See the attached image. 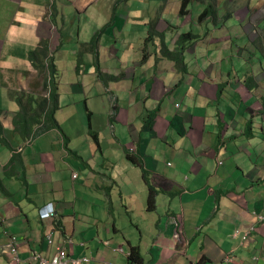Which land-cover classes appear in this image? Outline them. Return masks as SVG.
<instances>
[{
  "label": "crops",
  "instance_id": "0c3cea01",
  "mask_svg": "<svg viewBox=\"0 0 264 264\" xmlns=\"http://www.w3.org/2000/svg\"><path fill=\"white\" fill-rule=\"evenodd\" d=\"M161 1L165 8L158 9L156 4H152L155 2H148V0H139V4L135 7L127 2L132 10L138 12V16L124 5L117 8L128 12L133 19L138 17L137 20L132 21L126 14L115 10L112 18L108 15L103 16V21L107 17L105 23L99 22L98 9L95 13L91 12L94 0L87 1L89 7L84 12L76 8L68 14L59 6L56 8L54 6L55 13L53 12L54 15H52L54 23H48L45 18L47 15L46 0H12L16 6H19L16 10L18 20L9 23L0 32V140L4 141H0V146L5 150H12L8 159L4 161L1 157L5 154L0 153V171L3 170L0 176V184H3V187H0V194L7 197L4 202L0 203V248L2 245L8 246L3 231L14 235L17 239V253L21 259L18 264H40L35 258H29V250H36L38 254H44L45 259L53 261V257L55 258L57 254L56 248L65 247L63 243L68 237L73 239V243L67 246L70 249L74 246L71 252L68 250L71 253H67L68 260L75 261L80 257H86L90 260L88 264H129L126 258H129V255L126 254L125 257L121 254L123 251H131V247L139 248L142 264H264V223L259 222L254 215L255 213L264 217V185L258 189L257 186L262 182H256H264L262 179L264 178V158L262 159L260 154L261 151L264 152V145H256L250 152L249 145H254L256 140L252 138L242 144L240 132L244 130L239 128L244 127L247 120H251L253 128L260 134L259 126L264 124V105L263 108H255L252 104V110H250L246 102L252 98L253 100L260 98L264 102V86L258 87L256 82L258 77L264 84V69L255 70L257 73L253 75H247L250 71H246L244 75L249 78L239 79L232 64L234 56H228V49L223 51L218 49L221 45L219 37L211 38L210 36L208 41L203 40L206 33L209 35L219 33L216 30L211 34L208 30L203 32L202 24H198L197 28L187 26L193 19L190 15L191 10L187 12L185 18L177 19L178 5L181 0ZM152 16L166 19L153 26L156 28V33L165 32L163 35L170 49L169 44L172 42L173 34L178 37L183 31L190 30L196 35L193 36L194 40L199 36L203 40L194 41L198 47L191 49L190 45H195V43L189 45L181 62L182 65H186V69L173 73V76L168 75L172 72H147L140 64V60L144 57L145 41L149 35L147 32L149 23L151 26ZM90 18L93 20L90 21ZM220 18L223 19L217 16V19ZM110 20L113 21V25L105 32L101 40L110 37L116 44L115 41L119 40V34L114 35L115 32L112 29L116 27L117 33H121L123 27L131 22L130 27L133 30L128 31L129 42L127 44L131 49L135 65L138 64L140 68L135 70V65H132L134 69L131 70L132 75L127 77L129 80H125L126 75L121 77L123 79L121 81L126 83L127 87L119 89L116 93L128 92L125 94L129 97L119 98L116 103L112 92L107 87L102 89L101 86L104 85L99 78L96 79V76L92 84L88 85L99 87L93 95L96 98L99 93L106 94L107 99L112 96L110 103L114 102L113 110L116 108L118 111L116 112L117 120L114 119L113 123L109 116L106 119V116L99 115L100 121L93 113L89 119L92 130L102 120L105 121L104 133L101 135L98 133L100 150H95L93 146L91 149L96 159H102L100 165L93 157L92 166H76L72 159L79 161L80 158L77 152L70 149V139L61 127L65 143H68V150L64 148L63 138L58 132L61 150L22 149L21 135L30 138L34 131L32 128L36 123L29 122L27 127L24 125L19 128L10 126L16 108L8 99L7 93L13 87L21 86L41 97L43 90L40 82L36 80L29 83L25 81H19L16 84L9 81L2 83L4 74L9 70L13 71L18 62L24 64L27 61L29 50L35 48L29 47L37 40L49 41L51 51L57 50L51 58L46 57V54H49L46 50L45 56L38 59V62H51L59 70H63L62 73L59 72L61 75L60 93L62 85L69 78L79 77L82 73V65L85 64V67L89 68L83 51L75 54V50L86 43L73 44L71 38L75 32L77 31L80 35L82 30L88 29L94 35ZM51 25L56 26L54 31ZM139 33H144L145 37L137 39ZM201 33L204 34L201 35ZM212 42H214L213 45L217 44L216 48L211 49ZM117 51L118 49L116 54ZM146 52L147 66L162 67L161 63L157 65L158 59L155 58L160 52L159 39L150 41ZM70 54L74 56V59H77L79 55L81 58L78 63H72L66 67L64 63L70 62L68 57ZM191 56L201 57L202 60L193 59ZM117 60L119 59L115 58V61ZM112 61L109 65L114 64ZM256 61L253 59V62L247 66L253 68L258 66ZM173 65L178 68L179 63H173ZM162 68L165 70L164 67ZM94 72H97L95 65ZM124 72L125 70H121V73ZM23 73L29 75L27 71ZM85 75L91 74L86 73ZM164 80L165 83L161 82ZM157 82H161L158 85L160 88L161 85L163 86L161 88L163 94L165 87H169V91L164 94L162 100L157 101L160 113L153 129L142 133L143 122L146 118L144 112L147 110V114L152 108L148 109L147 106L157 104L152 101V97L147 98L145 90ZM242 82L246 83L242 84ZM174 85L176 88L173 87ZM91 92L92 90H89V94ZM228 92L230 95L233 93L237 96L235 109L237 106L236 110L240 113L237 111L234 113L229 108L231 99L227 95ZM71 93L85 94V89L80 83H76L71 85ZM135 94L136 97H134ZM60 96L62 98L61 93ZM167 96H171L172 99L166 98ZM123 100L127 101L126 104L129 107H126L124 103L123 106H118ZM173 102L181 103L174 108ZM140 104L143 109L136 113L137 121L132 123L129 119V122L126 110H134ZM258 110L263 115L261 123L254 121ZM175 111L181 114L180 122L182 123L176 128H171L173 122H169L176 117ZM106 112L111 113V107ZM242 113L245 114L244 117ZM8 115H10L9 118L6 117ZM248 115L251 117H247ZM209 125L212 126L210 131L207 129ZM108 126L112 127L111 134H106ZM130 126L137 134L128 130ZM84 129L88 135L89 129L85 126ZM230 130L235 132H230ZM247 130L251 129L248 127ZM262 131L264 132V128ZM167 133L173 141V153L159 151L158 145L152 146L153 140H161L167 145L168 140L164 138ZM201 133L203 134L200 135ZM46 134L42 135L43 140L46 139ZM209 134L214 140L206 146L204 144L208 142L204 141L211 140V137L204 140L202 138ZM233 135L236 137L235 141L231 139ZM184 138L188 141L186 149L182 148ZM198 138L200 144L203 143L199 144L198 149H191L189 146L192 147V142ZM133 139L137 143L136 157L144 161L147 166L145 169H149L155 177L161 178L162 184L154 186L162 190L156 198L155 208H148L147 186L142 179L134 178L138 184L142 185L136 186L125 182L120 174L117 176L111 173L114 167L119 166L111 159L117 146L115 142L127 144L121 145L117 150L118 154L120 153V159H123L125 158L123 149L128 148ZM109 143L112 148L110 151H105L104 146ZM19 150L21 152H18ZM241 156L246 157L240 158ZM188 157L191 160L189 165H187ZM177 158L178 165L171 169L168 168L170 164H166L169 162L173 164ZM239 161H243L240 166ZM260 161L263 163L259 164ZM212 162H216V165ZM107 164L110 165L108 168ZM101 167L106 170H101ZM81 168L95 176H87L85 179ZM221 168L225 169L221 170ZM75 174L78 176L77 179H73ZM113 177L124 183L121 185L123 189L120 188L116 192L117 197L115 198H109L105 192H95L89 189L85 182V180L103 181L104 179L112 181ZM174 177V181H171L170 178ZM241 189H243L242 192H240ZM249 192H251L250 195ZM100 198L106 201V205ZM109 202L110 207H108ZM51 203L57 209V216L53 221H43L40 208ZM158 205L161 206L162 215H159ZM101 218L108 221L128 220L129 224L117 226L114 223L110 229L105 230L103 226H100ZM6 225H8L7 228H2ZM252 226H256V233L252 241L244 243L245 246H242L243 238L233 239L236 231L243 233ZM50 235L53 236L56 247L49 245L47 238ZM4 251L2 247L0 264H13L8 256L2 255ZM114 255L123 262L116 260L117 257ZM227 257H231V263L225 261Z\"/></svg>",
  "mask_w": 264,
  "mask_h": 264
},
{
  "label": "rangeland",
  "instance_id": "374dc122",
  "mask_svg": "<svg viewBox=\"0 0 264 264\" xmlns=\"http://www.w3.org/2000/svg\"><path fill=\"white\" fill-rule=\"evenodd\" d=\"M87 1L88 0H71V1L70 0H57V5L63 11L70 14L72 11H75L76 8L80 12L86 11L89 7L87 5L88 4ZM128 2L130 4H132L133 7H135V5H137V4H139V0H129ZM148 2H155L152 4L153 5L156 4L155 6L158 9L165 8V5L162 3L161 0H148ZM53 4H55V2ZM123 5H124V7L129 8V10L134 15H136V16L139 15L137 11H134L130 8V5L127 4V2H125V1L124 2H118V0H94L93 7L91 8V12L95 13L97 9L99 10V22L100 23L101 22L105 23V20L107 17L103 21L104 15H108L109 18H112L114 13H115V10H117L120 13L126 14L128 18L132 19V21L137 20L138 17H135L133 19V17H131L128 12L121 11V10H119V8H117L118 6H123ZM179 6H180V4H179ZM188 8L191 9L190 15H193L194 10H198V13L195 15L196 17H193V19H192V28H197L198 24H202L201 26L203 27V32L206 30L209 31V29L211 30L212 29L211 25H213L212 22H208V23L203 22L202 23L197 18V15L203 9L208 10V12L210 11L209 13H211V11L213 10V11H215V13H217L218 17L221 16L223 18H224L226 13L229 16L232 14V19L231 20L228 19L230 21L229 22L227 21L225 23L224 27L218 28V30H224V32H227V34L229 31L228 28H230V29L233 28V32L236 35V38L238 39L237 41L234 42V45L228 50V54L236 57L237 55L240 54V52L250 50V48L254 45V51L258 52V56L259 57L261 56L260 61L262 63H264V0H207V3L203 5V8L199 7V5L197 4V0H190ZM12 9H14V7H12ZM52 15H53V7L51 8L50 12L48 11V14H47V16H48L47 22L48 23H49V19L52 17ZM11 16H12V13L10 12L9 7L5 8V7H1V5H0V24H2V22L4 20L10 18ZM215 18H217V17H215ZM177 19H180V17L178 15H177ZM92 20L93 19L90 18V21H92ZM161 20L166 21V19H161L160 16H152L150 18L151 26L149 23V29L147 32V33H149V35L146 38V40L149 39L150 34H153V36L149 40L154 41L156 39V41H158V39H159L160 40V50H161L163 47V44L161 41V37H162V39L164 40V43L166 44V46L170 50V52H174L176 50L177 57L179 54L181 56L183 54H185V52L188 50V48L190 46H191L190 47L191 49H192V47H198L195 43V45H190L188 48H186L187 50L181 49L179 47L177 48V45L179 42L180 43H188L189 41H191L192 43L194 42L192 37H190L188 35H187L188 37H185L183 35L184 34L183 33L184 31H183L182 32L183 34L180 37H176L173 34V39L171 40L172 42L169 44V46L171 47V49H170L168 47V45L165 41V37L163 35L165 32L163 34H159V33L154 32L156 28L153 26V24L160 23ZM214 22L216 23V25L219 24L218 21H214ZM233 24H235L234 27H233ZM112 25H113L112 20H110L108 23H106L101 28V36H103L105 34V32L109 28L112 27ZM130 26H131V22H128L123 27V30H121V33H117L116 27L114 29H112L115 32L114 35L119 34V40L115 41V42H117L116 44L114 43V39H112L110 37H106L102 40H101V37H99L98 38L99 40L96 43V49L95 50L91 46V43H92L91 39H92L93 35L91 34V32L88 29L82 30L80 35L77 34V31L75 32L74 36L71 38V42L73 44L76 45L78 42H86V43H83L82 45H80L77 50H75V54H77L78 51L79 52L83 51V54L85 55V59L87 61L86 64L89 68L85 67V64L82 65V68H81L82 73L79 75V77L73 76L72 78H69L62 85L61 90H60L62 98H61L60 93H59V85L61 82V75L59 73L58 74L55 73L54 75H57V76H53V75L50 76L51 72H49L46 69V66L50 65L51 62L50 63L44 62L45 66L42 63L38 62V59H42L45 56L46 50L49 51L47 58L53 57L54 51H56L57 49H54L53 51H51L50 42H46L44 40H37V42L34 45L29 47V48H31V47H35V48L29 50V54L27 57L28 62L26 61L24 64L21 62H18L14 66L13 71H10V70L7 71L6 74H4V76L2 77V80H1L2 83L6 82V81L7 82L9 81L10 83H13V84L18 83L19 81H25V83H27V82L29 83L33 80L40 82L42 90H43V94H41V97L45 98V99L49 98L50 90H51L50 81L52 82V78H58L59 79L58 92L57 93H58V99L61 98V101L58 102L60 109H59L58 114H57V121L59 124V128L61 127L63 129V131L66 133L67 137L70 139V149L77 152L78 157L80 158L79 161H75L74 159H72L76 163V166H80V167L92 166L93 157H94V160L96 162L98 161L97 163H99V165L102 162V159H96L95 156H93V153L91 151V149L93 148L91 145L92 139L90 138L89 130H88V135H87V133L85 132V129H84V126L89 129V119L91 117V113L96 115L97 119L99 118V115H102V116H106V119L109 116L110 119H111V117L112 118L114 117L113 120L114 119L117 120V118L115 117L116 116L115 111L113 110V107H112L114 102L110 103L111 97L113 96L117 102H118L119 98L125 99V98L129 97V95L125 94L128 92H121V93H116V92H118L119 89H124L127 87L126 83L121 81L123 79L120 78V75L121 74L126 75L125 80H129V78H127V77L132 75L131 70L134 69V67L132 65H135V61H134L132 54H131V49L129 47V44H127L129 42V39L127 38L128 31L133 30L132 27H130ZM51 28L54 31L56 26L51 25ZM226 28H227V30H226ZM152 29H153V32H151ZM188 31H190V30H188ZM132 33H134V32H132ZM157 34H159L161 37H159ZM203 34L204 33H201V35H203ZM220 35L221 34L209 35V33H206V36H204V38H208V39H203V40L208 41L210 36L212 38V37H219ZM170 36H171V32H170ZM143 37H145L144 33H139L137 39H140ZM199 37H198V39H200ZM255 37H258V39H256V42L253 41L255 39ZM182 39L185 42H181ZM260 39H263V40L261 41ZM200 40L203 41L202 39H200ZM247 40H248V42H247ZM214 42H215V39H214ZM214 42H212L211 49L217 47V44L213 45ZM146 47L147 46H145V48H144L145 51H146ZM117 49H118V51H117L118 55L116 54ZM29 57H31V58L36 57V58H35V60H33L31 62L29 60ZM68 57L70 59V62L64 63V65L66 67H68L69 64L78 63L79 59L81 58L79 55L77 59H74V56L72 54H70ZM115 58H118L119 60L115 61ZM155 58L158 59V61L156 62L157 65H158V63L159 64L161 63V66L164 67L165 70L162 67H160L159 65L156 66V68H150V66H147L146 62H142L143 59H141L140 63H142L143 70H146L147 72H159V71H164L165 73L172 72V73L168 74V75H172L173 73H176L179 70H185L186 69V66H182V65H179L178 68L174 67L173 63L168 61L161 54V51L159 52V54ZM191 58H193V59L198 58L199 60H202L201 57H197V56H191ZM110 61H112V63H114V64L109 65ZM256 63L258 64V61H256ZM33 64H35V65L41 64V67H36L35 65L32 66ZM96 64L99 65V69H100L99 73H101L102 75L112 74L113 76L116 77V81L108 82L104 86H101L102 89L104 87H107V89L112 92V96L108 97V99H107V97H105L106 94H103V93L97 94V98L94 97L93 95H94V93L97 92V89L99 87L88 86V85L92 84V81L94 80V76H96V79H98L99 73L94 72V65H95V70L97 69ZM240 65L243 67L236 70V73H237L239 78L242 76L244 80H247L249 78L248 76H245L243 74L245 70L250 71L247 75H249V74L253 75L254 73H257V71H255V70L260 69V65L256 66L255 68H253L251 66H245L244 62H242ZM261 68H264V66ZM173 69H174V71H173ZM55 70L60 72V73L63 72V70H59L58 67H56ZM121 70H125V72L121 73ZM24 71H27L29 73V75L28 74L25 75L23 73ZM86 73L91 74V75L86 76L85 75ZM94 73H95V75H94ZM45 80H47V82H45ZM161 82L165 83V80L161 81ZM161 82H157L154 85H152L150 88L145 90V95L147 96V98L152 97V101L155 103H157V101L162 100V97L164 96V94L169 91V87H165L164 94H163V92L161 91V88H163V86L161 85V88H160V85H158ZM256 82L259 85L258 87L264 86L262 80H260L258 77H257ZM76 83H80L82 85V87L85 89V94L84 93H71V85L76 84ZM170 87H171V85H170ZM173 87L176 88L175 85ZM130 89L128 91H130ZM89 90H92V92L90 94H89ZM8 92H9L8 99L16 108V112L18 113V115L21 119L24 118V115H28V114L33 115L36 112L40 113L41 109H40V107H38V104L41 103V100H40V98H38L37 94H34L33 92H31V91H29L26 88H23L21 86L20 87H13V89H10ZM88 96H91V97H88ZM28 97L31 99L30 101H29V99H27ZM134 97H136V94L134 95ZM250 97L252 98V96H250ZM166 98L172 99L171 96H167ZM184 99H186V97H184ZM255 101H256V103H254ZM126 102H127L126 100H123V101H121V103L118 104V106L119 105L123 106V103H124V105H126V107H129L126 104ZM180 103L175 104L173 102L172 105L174 108L175 107L177 108L180 105ZM158 104L159 103H157L155 106H152V105L149 106L148 105L147 107H148V109L152 107L150 109V111L160 110V106H157ZM235 104L229 106V108L234 113L236 112ZM252 104L255 105V108L256 107L263 108L264 102L260 98H257L256 100H253V98L248 99L246 102V106L250 110H252V108H251ZM86 106H87L88 110H87ZM109 107H111V113L108 114V112H106V111L109 109ZM142 109H143V106L141 104L139 105V107H136L134 110L127 109L126 110V112L128 113V114H126L127 119L128 120L130 119L132 123L136 122L137 121L136 113H138V111H141ZM0 111H1V109H0ZM146 111L144 112V116L146 115ZM175 113H176V117H174L173 120L169 122V123L173 122V127H171V128H174V127L176 128V126H179L182 123V122H180L181 114H177V111H175ZM9 116L10 115H8L6 117L9 118ZM232 116L235 117V115H232ZM247 117H251V115H248ZM261 119H263V115H262V112L258 110L257 114H255L254 121H258V123H261ZM98 120H100V119H98ZM113 120L111 121L112 123H113ZM130 120H129V122H130ZM186 120L187 119L185 118V121ZM28 121L31 122L30 119H28ZM104 122L105 121L102 120V122H100L98 125H95L93 127L92 131L95 133H99L100 135L103 134L104 133V125H105ZM188 123H189V120H188ZM13 125H14V122H12V125H10V126L13 127ZM15 128H17V127H15ZM61 128H60V130H61ZM230 128L231 127H229V129ZM239 128L241 130H244L243 126H240ZM263 128H264V124H261V126H259V130H260L259 138L256 139V141L254 142V145H249L250 152L253 151V148H255L256 145H262V144L264 145V134L262 132ZM32 129L35 130V132H36L35 137H34V143L31 144V141H30V143L28 144L27 142H28L29 138L24 137V135L22 137V135H21L20 140L22 142V144H21L22 149L31 148L34 150H46V149L61 150V147L59 144V137H58L57 132L59 134H61V137L63 138V141H64V146L65 147L67 146V148H68V143H65V138H64V135L62 133V130H61V133L59 132V129H56L53 131H47L44 129L43 124L35 125V126H33ZM207 129H208V131H210L212 129V126L209 125L207 127ZM128 130L136 133L135 129L132 126H130L128 128ZM45 131H47V132H45ZM227 131H228V127H227ZM111 132H112V127L108 126L106 134H111ZM230 132L234 133L235 131L230 130ZM46 133H48V134H46ZM142 133H143V131H142ZM240 133H241L240 134L241 142H242V144H245L244 141L247 140L246 135H243L242 132H240ZM43 134H46L45 140H43V137H42ZM202 134L203 133H201L200 135H202ZM145 135H146V133H145ZM210 137H211V140L204 141V142H208L204 145L208 146L214 140V138L212 137L211 134L207 135V137L202 138V140H204V139H210ZM164 138L168 140L167 145L163 144L161 142V140H158V141L153 140L152 146L158 145L159 151H166L168 153H173V150H174V149H172L173 141H172V138H170V134L169 133L165 134ZM1 142H4V141H1ZM194 142H192V147L189 146L191 149L192 148L198 149L200 147V145L203 143L202 142L200 144L199 138ZM36 143H38V144H36ZM190 143H191V141H190ZM115 144H117V146L114 149V153H113L111 159H113L114 162L117 164V166L118 165L119 166L114 167L113 170L111 171V173L114 175H117V176L120 174L121 177L124 178L125 182H129L132 185L142 186L141 184H138L134 178L135 177L137 179L140 178L139 180L142 179L144 181L145 180V178L143 177L144 174H146L149 177V172H148L149 169L148 170L145 169V167H147V166L145 165L144 161L142 160L141 162H138L142 165L141 167H139V166H135L131 163L130 164L127 163L125 159H120V153L118 154L117 150L120 149L121 145H127V144L126 143H117V142H115ZM187 144H188V141L184 138V145L182 148L183 149L188 148V147H186ZM128 148L131 149L133 152H135L137 150V143L134 141V139L132 140V143L129 145ZM176 148L178 149L177 144H176ZM11 151H12L11 149L5 150L3 147L0 146V153L5 154L4 156L1 157V160L4 161V160L8 159V156H9ZM260 154H261V158L263 159L264 158V152L261 151ZM169 157L171 158V156H169ZM243 157H246V156H241L240 158H243ZM222 160H224V158H222ZM240 163L243 164V161L238 162L239 166H240ZM262 163H263L262 161L259 162V164H262ZM169 164H170V166H168V168H170V169H171V167L172 168L174 166L176 167L178 165V158L173 164H171V162H169L166 165H169ZM189 164H191V160L188 157L187 165H189ZM212 164L216 165V162H212ZM109 166L110 165L107 164V168ZM100 169L106 170L105 168H102V167ZM224 169L225 168H221V170H224ZM81 171L84 174L85 179L87 176H95V175L90 174L87 171H84L83 168H81ZM2 172H3V170L0 171V176H1ZM77 177L78 176L75 174L73 176V179H77ZM121 177H119V178H121ZM119 178H117V179H119ZM170 179H171V181H174L175 177L170 178ZM262 179H264V178H262ZM85 182L87 183V186L89 187V189H91L95 192H98V191L105 192L108 194L109 198L117 197L116 192L119 191L121 188V185L124 184L120 180H116L114 177H113L112 181H110L108 179H104L103 181L85 180ZM149 182H150V185H152V186H155L157 184H162L161 178L159 176L155 177L151 171H150ZM256 182H262L259 184V186H257L258 189H261L262 185H264V182L263 181H256ZM172 184H173V186H176V184H174V183H172ZM0 187H3L2 183L0 184ZM109 187H111V188L108 189ZM167 187H169V186L167 185ZM121 189H123V188H121ZM242 191H243V189H241L240 192H242ZM250 193L251 192H249L248 194L250 195ZM6 198L7 197L4 196V194H0V203L4 202ZM100 200H102L106 205V201L104 199L100 198ZM147 201H148V195H147ZM98 204L100 205L99 202H98ZM53 205L54 204L51 203V204H47V205L41 207L40 212L42 213V215L45 217L51 216V212H52L51 210H52ZM108 207H110V202H109ZM157 207H159V215H162L163 211L161 209V206L158 205ZM254 215L258 221H262L261 216H258L255 213H254ZM99 223H100V226H103L105 230H108L113 226L114 223H116L117 226H121V225H128L129 221L128 220L108 221V220H104V218H101V220H99ZM7 226L8 225L3 226L2 228H7ZM84 230H85V232L87 231L86 228ZM255 233H256L255 228L249 232L250 235H254ZM3 235H7L9 237L8 240H10L11 238H15L13 241L10 240L11 242H14L15 240H17L14 235L8 233L7 231H3ZM50 236H52V235H50ZM50 236H48V238ZM2 247L5 249V251L2 253V255L7 256V254L10 253L9 247L2 245L0 250H2ZM126 254H128V253H123L121 255H124L126 257ZM114 256H116V255H114ZM40 257H45V256H44V254H41ZM126 258L128 259V257H126ZM116 260H119V258L117 257ZM119 261L123 262L121 260H119Z\"/></svg>",
  "mask_w": 264,
  "mask_h": 264
},
{
  "label": "trees",
  "instance_id": "16d2710c",
  "mask_svg": "<svg viewBox=\"0 0 264 264\" xmlns=\"http://www.w3.org/2000/svg\"><path fill=\"white\" fill-rule=\"evenodd\" d=\"M209 12H208V10H204L201 13L202 16L199 19L200 22H206L208 20V18L211 15V13H209ZM183 33L179 34L178 37H180ZM152 36H153V34H150L149 39ZM185 37H188V36L186 35ZM190 37H192V39L194 40L193 36H190ZM98 38H99V34L95 35L93 37V39H92L91 46H92V48L94 50L96 49V43L98 42ZM149 39H147L145 41V46H147L150 43L151 40H149ZM248 40H247V42H248ZM161 41H162V44H163V47L160 50L161 54L170 62L181 63V60H179L177 55H176V50L174 52H170V50L167 48V46L164 43V40L162 38H161ZM181 42H185V41H183V39H182ZM181 44H182L184 49L189 47L188 43H181ZM179 45H180V42L178 43L177 48H178ZM35 58L36 57H34V58L29 57V60L32 62L33 60H35ZM142 59H143L142 62H145L148 59L146 51L144 52V57ZM140 64H142V63H140ZM52 65L50 66V72H51L50 76H52V75L53 76H57V75H54L57 72H56L55 68ZM96 68H97L96 69L97 73H99V70H100L99 69V65L96 64ZM138 68H140V66L138 64H136L135 65V70H137ZM123 76H124V74H121L120 78L123 77ZM98 78H99V81L103 83V85L107 84L108 82L116 81V77L113 76V75L106 76V75H102L101 73H99ZM50 83H51V90H50V95H49L48 100L47 99H40L41 103L38 104V107H40V109H41L40 113L36 112L33 115H30V114L24 115V118L21 121L15 122L14 127L18 128V127H23L24 125H25V127H27L29 125L28 123L30 122V121H28V119H30L31 120L30 123H34V124L36 123V125H41L42 122H43L44 129L47 130V131H53V130L59 129V132L61 133V130L59 128V124H58V121H57V114H58V111L60 109L59 105H58L59 99H58V93H57L58 92L59 79L58 78H52V82H50ZM227 95H229V97L231 99V102H230L231 105H234L236 103V99L238 100L237 96L235 94H233V93H232V95H233L232 96V95H230L229 92H228ZM27 99H29V101L31 100L29 97ZM114 101L116 103V99ZM86 108H87V106H86ZM236 109H238L237 106H236ZM87 110H88V108H87ZM114 111H115V114H116L117 109L115 108ZM236 111L238 112V110H236ZM159 113H160V110L147 112L146 118H145V120L143 122L142 131H148V130H152L153 129L155 120H156L157 116L159 115ZM238 113H240V112H238ZM244 116H245V114L242 113V117H244ZM113 118L111 117L110 121H112ZM248 127L251 129L250 131L247 130ZM244 128L245 129L242 132V134L246 135V139H247L244 142H248L252 138H254L255 140L259 138L260 134L258 133L257 130H255V128H253V122L251 120H247L245 122ZM47 131H45V132H47ZM263 134H264V132H263ZM89 135H90V138L93 141V145L92 146L94 147L95 150L99 151L100 150V146H99L98 133H95V132L92 131L90 124H89ZM235 138L236 137H234V135H233V137L231 139L233 141H235L234 140ZM240 140H241V138H240ZM64 148L66 150H68L67 146L66 147L64 146ZM111 148H112V146L110 145V143L109 144H105V146H104L105 151H110ZM123 150L125 151V153H124V157L125 158H123V159H125L127 163H129V164L131 163V164H133L135 166H139V167L142 166L140 163H138V162H141V160H139V158L135 157L138 154L137 150L135 152H133L131 149L126 148V147H124ZM143 177L145 178L144 181L146 182V185H147L148 208L149 209L155 208L156 198H157L159 193H162V190L156 189L154 186L150 185L149 177L146 174H144ZM130 255H131V257L128 258V263L129 264H142L143 261H142L141 255H140L139 248L132 249V251L130 252Z\"/></svg>",
  "mask_w": 264,
  "mask_h": 264
},
{
  "label": "clouds",
  "instance_id": "9594fccd",
  "mask_svg": "<svg viewBox=\"0 0 264 264\" xmlns=\"http://www.w3.org/2000/svg\"><path fill=\"white\" fill-rule=\"evenodd\" d=\"M71 1V0H70ZM128 2L129 0H118V2ZM189 1L190 0H181L180 1V6L178 5V7H179V9H178V15L180 16V19H182V18H185L184 16L187 14V12L189 11V10H191V9H189L188 8V5H189ZM55 2V4H53ZM194 3V2H193ZM207 3V0H197V4L199 5V7H201V8H203V5L204 4H206ZM0 5H1V7H5V8H8L9 7V10H10V12L12 13V16L10 17V18H8V19H6V20H4L3 22H2V24H0V32H1V30L3 29V28H6L8 25H9V23H11V22H14V21H17L18 19L16 18V16H17V13H16V10H12V7H14L15 9H17V7H19V6H16L13 2H12V0H0ZM46 6H47V14H48V11L50 12L51 11V8L52 7H54L55 6V8H56V6H58L57 5V0H46ZM204 10H206V9H203L201 12H203ZM53 12L55 13V9H53ZM201 12L197 15V18L198 19H200L201 18ZM198 13V10H194V13H193V15H192V17H196L195 15ZM54 15V14H53ZM217 15V13H215V11H211V15H210V17L208 18V20H207V23L208 22H212L213 23V25H211V27H212V29L210 30L209 29V32H210V34H211V32L212 31H214V30H216L219 34H221L220 36H219V40H220V42H221V45L218 47V49L219 50H225V49H230L233 45H234V42L235 41H237L238 39L236 38V35L234 34V32H233V28H228V34H227V32H224V30H218V28H220V27H224L225 26V23L228 21H230L231 19H232V14L229 16L227 13L225 14V16H224V18L222 19V18H220V19H217V18H215V17H217L216 16ZM46 19L48 18V16L46 15V17H45ZM221 19L223 20V21H221ZM228 19H230V20H228ZM214 21H218L219 22V24L218 25H216V23L214 22ZM49 22H51V23H54V20H52V17L49 19ZM187 26H189V27H192V20H190L189 21V23L187 24ZM235 26V24H233V27ZM185 34H183L184 36H186V35H188V36H196L195 34H193L192 33V31H187V32H184ZM97 34H99V37H102L101 36V29L99 30V31H97L94 35H93V37L95 36V35H97ZM159 37H161L159 34H157ZM198 37V36H197ZM162 38V37H161ZM93 39V38H92ZM204 39H208V38H204ZM256 39H258V37H255V39L253 40L254 42H256ZM99 40V39H98ZM197 40H198V38H195V42H197ZM261 41L263 40V39H260ZM92 41V40H91ZM90 41V42H91ZM49 42V41H48ZM195 42H193V43H195ZM191 41H189L188 42V44L190 45V44H193ZM179 48H181V49H184L183 48V46H182V44L180 43V45L178 46ZM181 55H179L178 56V59L179 60H181V62H182V58H183V55L180 57ZM228 56H232V55H229L228 54ZM50 58V57H49ZM260 58H261V56L259 57L258 56V52H255L254 51V45L250 48V50H246V51H243V52H240V54L239 55H237L236 57H232V64L234 65V70H235V74H236V70H238L239 68H241V67H243V66H241L240 64L242 63V62H245V66H247L248 64H250V63H252L253 62V59H256L257 61H258V64L257 65H263L264 66V63H262L261 61H260ZM172 63H175V62H172ZM179 65H182L181 63H179ZM50 66L51 65H47L46 66V69L50 72ZM54 68H56L55 67V64H53L52 65ZM182 66H186L185 64L184 65H182ZM247 70H245L244 71V73L246 72ZM57 72V74L59 73L58 71H56ZM243 73V74H244ZM263 76H264V73H263ZM239 79H242V76L239 78ZM246 82H242V84H245ZM250 84H251V82H250ZM21 95V94H20ZM7 96H9V92L7 93ZM38 98H40V99H45V98H42V97H38ZM48 100V99H47ZM22 119L19 117V115H18V113L17 112H15V114H14V116H13V118H12V122H14V125H15V122H19V121H21ZM42 124H43V122H42ZM13 125V126H14ZM35 134H36V132H35V130L33 131V133L30 135V138H29V140H28V144L30 143V141H31V144L34 142V137H35ZM18 152H21L20 150L18 151ZM145 182V181H144ZM145 184H146V182H145ZM147 186V185H146ZM156 204V203H155ZM52 212H51V218H50V220H55V218H56V216H57V209H56V207H55V205H53L52 206V210H51ZM40 216H41V218H42V220L43 221H46V217L45 216H43L42 215V213L40 212ZM261 218H262V221H259V222H261V223H264V217L263 216H261ZM255 228V230H256V226H252V227H250V228H248V230L247 231H245V232H243L242 233V231H236L234 234H233V239L234 240H238V238L239 237H241V238H244V237H247V241H252L251 239H253V235H250L249 234V232L252 230V229H254ZM50 238H52V241H53V244L51 245L50 243H49V239ZM13 239H15V238H13ZM48 239V243H49V245H51L52 247H56V243H55V241H54V238H53V236H50L49 238H47ZM66 239H69V240H73L71 237H68V238H66ZM8 241H10V240H8ZM242 241V240H241ZM64 246L65 247H58V248H56L57 249V254H58V250L61 248V249H63V250H65V252L66 253H68V254H71L70 252H71V249H73L74 248V246H71V249L69 248V246H67L66 244H64ZM242 246H245V244L242 242ZM70 252H69V251ZM130 252L131 251H123V253H128L129 255H130ZM35 255H38V256H40L41 254H38L37 252H36V250H29V258H34L35 257ZM7 256H8V258L11 260V262L13 263V264H18V263H20V261H21V259H20V257H19V255H15V256H10L9 254H7ZM28 258V259H29ZM142 258V257H141ZM27 259V260H28ZM41 259H43V260H45V261H47L49 264H51V262L49 261V260H47V259H45L44 257H41ZM55 258L53 257V260H54ZM29 261V260H28ZM36 261L38 262V263H40L41 264V261H38V259H36ZM89 263H90V260H89ZM69 264V263H68Z\"/></svg>",
  "mask_w": 264,
  "mask_h": 264
},
{
  "label": "bare ground",
  "instance_id": "6f19581e",
  "mask_svg": "<svg viewBox=\"0 0 264 264\" xmlns=\"http://www.w3.org/2000/svg\"><path fill=\"white\" fill-rule=\"evenodd\" d=\"M17 9H19V7H17ZM17 9H12V10H17ZM179 16V15H178ZM180 17V16H179ZM151 32H153V29L151 30ZM155 32V31H154ZM47 55L48 54H46V57H47ZM45 61V60H44ZM46 63H50V62H46ZM43 65H44V62L42 63ZM53 63H51L50 65H52ZM36 67H41V64H37V65H35ZM45 66V65H44ZM261 67H263V65H260V68ZM255 68V67H254ZM261 69H264V68H261ZM45 82H47V80H45ZM51 82V81H50ZM0 135H1V133H0ZM52 216H47L46 217V220H50V218H51ZM6 239H7V244H8V247H9V251H10V255L11 256H15V255H18V253H17V240H15L14 242H11V241H8V239H9V237L6 235ZM10 240H14L13 238H11ZM243 243H245V242H247V239L246 238H243V241H242ZM73 243V240H69V239H66L65 241H64V243L63 244H66V245H68V244H72ZM134 248H138V247H131V251H132V249H134ZM121 251H123V250H121ZM131 257V255H129V258ZM57 259H58V256H57V254H56V256H55V260L54 261H51V263L52 264H54L55 262H59V261H57ZM84 260H86V261H84ZM66 261L70 264V263H72V264H88L89 263V259H87L86 257H80L78 260H75V261H69L68 260V256H67V253H66ZM225 261L226 262H228V263H231L232 262V259H231V257H227L226 259H225Z\"/></svg>",
  "mask_w": 264,
  "mask_h": 264
},
{
  "label": "built area",
  "instance_id": "2783aa9c",
  "mask_svg": "<svg viewBox=\"0 0 264 264\" xmlns=\"http://www.w3.org/2000/svg\"><path fill=\"white\" fill-rule=\"evenodd\" d=\"M244 238L247 239V237H244ZM49 243H50L51 245L53 244L52 238L49 239ZM57 256H58L57 261H59V262H55L54 264H68V262L66 261V252H65V250H63V249L60 248V249L58 250V254H57ZM34 258H35V259H38V261H41V264H49L47 261L41 259V257L38 256V255H35ZM54 260H55V259H54ZM54 260H53V261H54ZM84 261H86V260H84ZM51 264H52V263H51ZM75 264H76V263H75ZM80 264H81V263H80Z\"/></svg>",
  "mask_w": 264,
  "mask_h": 264
}]
</instances>
